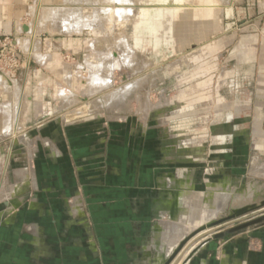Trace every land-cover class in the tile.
<instances>
[{"label": "rangeland", "instance_id": "1", "mask_svg": "<svg viewBox=\"0 0 264 264\" xmlns=\"http://www.w3.org/2000/svg\"><path fill=\"white\" fill-rule=\"evenodd\" d=\"M140 2L150 0L30 3L36 12L22 19L24 25L35 27L43 6L58 10L48 23L40 20L33 35L38 52L52 55L44 64L18 46V39L30 35L1 39L0 77L8 80L9 91L0 82V107L12 102L15 80L20 88L14 120L22 103L23 129L16 122L17 133L0 132V190L9 193L19 182L18 188L26 186L31 168L51 190L40 194L46 203L36 218L41 240L28 242L29 225L23 224L13 257L11 244L2 242L6 253L0 264H74L73 240L86 234L81 220L92 227L108 217L110 204L130 201L141 186H157L159 173L190 178L198 195L227 182L232 192L253 185L256 199L230 203L224 215L230 207L264 199V176L249 172L253 162L264 166V0H213L209 30L198 28L192 15L180 14L171 43L161 30L157 46L144 34L135 47L131 22ZM109 8L114 9L110 16ZM45 138L60 152L57 162L50 160ZM77 189L84 210L75 216ZM31 194L30 185L20 193L24 218ZM67 252L73 258L67 259Z\"/></svg>", "mask_w": 264, "mask_h": 264}, {"label": "crops", "instance_id": "2", "mask_svg": "<svg viewBox=\"0 0 264 264\" xmlns=\"http://www.w3.org/2000/svg\"><path fill=\"white\" fill-rule=\"evenodd\" d=\"M35 1L38 0H0V44L1 39L5 36L21 33L30 35V37L18 39V46L25 52L30 53L36 61L44 64L49 61L52 55L38 52L39 41L34 40L33 35L37 32L39 23L42 25L40 20L48 23L51 13L49 12L50 10L48 11L49 6L41 7L44 14L39 16L40 20L39 22L37 21L35 27L31 23L29 25L21 23L26 15H32L36 12V7L29 6L30 3ZM42 1L48 2V0ZM55 1L58 3L61 0ZM194 1L190 0L191 6L187 11L180 14L185 16L192 15L195 25L207 31L210 28V16L214 7L212 4L213 0H197L199 2L198 5H193ZM180 14L177 16H181ZM177 26L179 25H174L175 30ZM30 41L33 45L30 44ZM89 47L92 50L97 47L95 46V40L90 42ZM28 65L29 63L27 62L26 66ZM0 82H2L4 89L8 92V80L5 77H0ZM12 82V102H7L0 107L2 116L0 132L3 133L9 131L17 133L14 131L15 128H19L16 124L20 123L22 125L20 121L22 103L19 117L16 120L17 123L14 120V115L17 112L15 109V92L16 88L20 87L17 86L15 80H12ZM1 96L2 92H0V98ZM23 98L24 94L22 100ZM44 145L47 150L48 145L50 146V160L57 162L58 158H60V152L57 151L54 144L48 142V139L45 138ZM34 158L36 159V156ZM29 163L32 167V158H30ZM254 166L255 168L264 167L256 166V164ZM27 173L28 181L26 186L21 189L18 188L19 182L15 187H11V189L14 188L12 193L10 192L11 189L9 193L0 190V200L6 198L4 199L6 201H3L2 205H0V210L2 209L0 212V258L6 253L1 247L4 241L11 244L9 246L12 250V257L14 256L16 242L21 241L20 233L23 224L29 225L28 232L31 236H29L28 242L41 240L40 228L39 224L36 223V218L38 214L39 216L40 213L42 214V209L46 203L42 200L40 194L47 195L51 188L48 189L47 184L44 183L42 185L38 181V171L31 168ZM181 176L180 173L177 176L170 173H159L157 174V186H141V188H137L132 192L130 201L110 204L108 217H99L93 222L92 227H90L89 223H84L81 220L86 234L82 239L73 240L76 243V254H73L75 257L74 264H164L182 238L186 234L188 235L190 229L196 226V224L191 223L195 216V210L199 208L200 213L203 210L198 204L199 201L194 200L198 192L194 191L193 182L190 178H188L189 180H184V177L183 180H180L182 179L180 178ZM30 179H32V182H30ZM3 182L6 184V181ZM28 185L31 187L32 194L26 204L28 216L24 218L19 210L24 204V196L20 195V193ZM188 193L191 196L185 197ZM208 195L200 194L199 197L201 196L200 198L204 197L205 199ZM73 196L72 213L78 216L84 210L83 199L78 189L76 192L74 191ZM61 197H66L64 192H61ZM65 204L67 208L69 203L66 202ZM222 227L218 226L193 238L170 264H182L188 254L194 249L195 252L186 264H264V222L242 231L225 234L221 238L213 239L214 235L225 232V230L221 229ZM181 230L182 232H180ZM66 257L69 259L72 255L70 256L67 252Z\"/></svg>", "mask_w": 264, "mask_h": 264}, {"label": "bare ground", "instance_id": "3", "mask_svg": "<svg viewBox=\"0 0 264 264\" xmlns=\"http://www.w3.org/2000/svg\"><path fill=\"white\" fill-rule=\"evenodd\" d=\"M102 1V0H101ZM121 1V0H119ZM123 1V0H122ZM141 5L140 7V12L138 13V10L136 9V16L135 19L131 22V27L132 31L131 33L134 35L133 36V41L135 43V47H137L138 44H140L141 42H143V36L144 34H149V36H152L153 40H154V45L157 46L159 43V37H158V33L161 30L165 31V35H168L169 39L167 40L168 43H171L172 39H173V32H174V19L177 15H179L182 12H185L188 10V8L191 6V2L190 0H150V2L146 3V2H140ZM100 5V4H99ZM102 5V4H101ZM131 5V4H130ZM122 6V5H121ZM124 6V5H123ZM127 6V5H125ZM134 6V4H133ZM132 6V7H133ZM188 7V8H187ZM125 8V7H124ZM57 9V8H56ZM106 9V8H105ZM139 9V8H138ZM51 10V9H50ZM58 11V10H56ZM54 11V12H56ZM108 13L106 15L110 16V14L112 15V12H114V9H107ZM110 11V12H109ZM117 11V10H116ZM52 16H53V13ZM133 13V12H131ZM119 14V13H118ZM134 14V13H133ZM131 14V15H133ZM56 16V15H55ZM47 17V16H46ZM106 18V17H105ZM127 18H129L127 16ZM130 19V18H129ZM128 19V20H129ZM51 20V19H50ZM49 20V21H50ZM131 20V19H130ZM115 26H130V24L126 23V22H117L114 24ZM96 28H98L96 26ZM94 28V29H96ZM140 33H139V29ZM93 29V30H94ZM92 30V31H93ZM90 31V30H88ZM81 32V31H80ZM87 32V31H86ZM84 33V32H83ZM140 34V38L138 37V35ZM123 35V34H122ZM137 35V37H136ZM123 43V42H122ZM126 43V42H125ZM130 44H132V40H130L129 42ZM97 44H99V42H97ZM146 45V44H145ZM146 47V46H145ZM28 49V48H27ZM117 49V48H116ZM124 49V48H123ZM29 50V49H28ZM126 50V49H125ZM134 53V52H133ZM128 54V53H127ZM135 54V53H134ZM132 55V53H131ZM115 56V55H114ZM134 56V55H133ZM138 57H141L139 55H136ZM45 59V58H44ZM139 59V58H138ZM50 60V59H49ZM141 60V59H140ZM47 61V60H46ZM148 62V61H147ZM110 64H112V62H110ZM115 62L112 64L114 65ZM111 65V66H112ZM99 70V69H98ZM100 71V70H99ZM96 79V78H95ZM98 79V77H97ZM93 81V80H92ZM102 83V82H101ZM137 83V81H136ZM89 84V83H88ZM95 84V83H94ZM134 84V83H133ZM139 84V82H138ZM102 85V84H101ZM137 84H135L134 88L136 87ZM132 86V85H131ZM92 87V86H91ZM94 87V86H93ZM92 87V88H93ZM124 87V86H123ZM86 90V89H85ZM18 91V90H17ZM88 91V90H87ZM130 91V90H129ZM132 91V89H131ZM60 94V93H59ZM66 94V93H65ZM19 95V94H18ZM63 95V94H62ZM70 95V93L68 94ZM71 96V95H70ZM90 96V95H89ZM89 96H84V99H87ZM66 97V96H63ZM19 98V97H18ZM69 99V98H68ZM19 100V99H18ZM73 100V99H72ZM69 100V101H72ZM67 102V101H66ZM18 103V102H17ZM74 103V102H73ZM14 104V103H13ZM66 104V103H65ZM95 104V102H94ZM148 104V103H147ZM87 105V104H86ZM159 105V104H158ZM156 105V106H158ZM91 106V105H90ZM154 106V107H156ZM88 107V106H86ZM84 107V108H86ZM153 106H151V108H154ZM159 107V106H158ZM7 108V107H6ZM89 108V107H88ZM97 108V106H96ZM143 108V106H142ZM8 110V109H7ZM10 110V109H9ZM20 110V108H19ZM87 110V109H86ZM85 110V111H86ZM4 111V109H3ZM96 111V110H95ZM6 112V111H5ZM13 113V112H12ZM147 113V112H146ZM143 115V114H142ZM16 116V115H15ZM15 119V118H14ZM7 121V120H6ZM16 121V120H15ZM17 122V121H16ZM15 122V123H16ZM231 123V122H230ZM17 125V124H16ZM227 129L229 127H226ZM16 129V128H15ZM18 129V128H17ZM20 129V128H19ZM230 129V128H229ZM16 131V130H15ZM18 132V131H16ZM221 140L224 141L223 136H221ZM180 144L183 145H189V147L191 146V143L188 142L187 140H181ZM192 147V146H191ZM255 162H253V166L250 168V172L252 174L259 175V176H264V167H256L255 168ZM20 172H24V170L19 171ZM26 172V171H25ZM24 172V173H25ZM23 173H21L22 175ZM28 175V174H26ZM23 176V175H22ZM253 176V175H252ZM223 184V183H222ZM19 185V184H18ZM243 185V184H242ZM19 187V186H18ZM21 189V188H20ZM13 190V188H12ZM236 190V189H235ZM239 190V189H238ZM190 191V190H189ZM9 192V191H8ZM234 192V191H233ZM232 192V189H230V185L227 182V184L225 185H221L220 189H214L212 188L211 190V194H209L208 196L202 197L203 201L201 200V196L199 197V195H196L194 197V200L197 201H202L203 202V206H200L203 210L200 213L199 212V208L198 210H195V216L193 221L191 222L192 224H196V226H194L193 229H190V233L196 231V229H198L199 227H201L202 225H205L206 223H209L213 220H216L222 216H224L225 214V210L226 207L229 206L230 203L234 204L235 203H240L244 202V201H248L251 198H253L254 194L257 192V190H255L253 185L248 186L244 191H239V192ZM12 193V192H11ZM176 193V192H175ZM259 194V193H258ZM190 197L191 194H186L185 197ZM254 199V198H253ZM256 199V198H255ZM254 199V200H255ZM14 203H16V201H14ZM197 208V207H196ZM232 207H230L231 209ZM229 209V210H230ZM207 231V230H206ZM182 232V230L180 231ZM189 233V234H190ZM202 233V232H201ZM188 234V235H189ZM187 236V234H186ZM186 236H184L182 239H184ZM180 238V237H179ZM178 238V239H179ZM193 239V238H192ZM182 241V240H181ZM175 249V248H174ZM174 251V250H173ZM172 251V252H173ZM171 252V253H172ZM170 253V254H171Z\"/></svg>", "mask_w": 264, "mask_h": 264}, {"label": "water", "instance_id": "4", "mask_svg": "<svg viewBox=\"0 0 264 264\" xmlns=\"http://www.w3.org/2000/svg\"><path fill=\"white\" fill-rule=\"evenodd\" d=\"M264 221V199L257 203H249L236 209H230L228 213L216 220H213L205 225H202L196 231L187 235L182 241L177 245V247L172 252L169 259L164 264H170L176 256L184 249L188 242L192 241L201 232L206 230H212L218 226H223L222 228L228 227L229 229L223 233H219L213 236V239L221 238L225 234H231L243 229L259 225ZM195 250V249H194ZM191 251L182 264H186L191 258L195 251Z\"/></svg>", "mask_w": 264, "mask_h": 264}]
</instances>
